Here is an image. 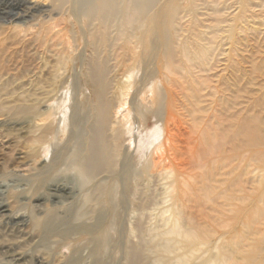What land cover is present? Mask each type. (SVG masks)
<instances>
[{
  "label": "rangeland",
  "instance_id": "obj_1",
  "mask_svg": "<svg viewBox=\"0 0 264 264\" xmlns=\"http://www.w3.org/2000/svg\"><path fill=\"white\" fill-rule=\"evenodd\" d=\"M207 1L119 29L79 0L49 17L0 0V264H264V0ZM97 77L127 116L84 179Z\"/></svg>",
  "mask_w": 264,
  "mask_h": 264
},
{
  "label": "bare ground",
  "instance_id": "obj_2",
  "mask_svg": "<svg viewBox=\"0 0 264 264\" xmlns=\"http://www.w3.org/2000/svg\"><path fill=\"white\" fill-rule=\"evenodd\" d=\"M9 2L13 3L16 7L21 5H27L30 7L31 10L34 12H42L44 11L46 14V17L50 16V13H55L56 11L62 12L66 9V7L69 5L71 0H47V5L43 2L44 0H8ZM81 3H83V7L85 10V15L88 17V19H97L99 20V23L103 26V28L108 27L109 25L113 24L117 21V24L119 26V29L122 27H127L129 29H132L139 23H143V17H145L155 6L157 3V0H79ZM196 2H200L199 5L203 6L207 4V0H195ZM184 2V1H183ZM71 4V3H70ZM188 4V3H187ZM217 0H209V6L211 7L212 13H219L217 10ZM20 8V7H19ZM21 10V9H20ZM23 12V11H21ZM61 14V13H60ZM15 16V15H13ZM172 16V15H171ZM216 16V15H215ZM33 17V16H32ZM45 17V18H46ZM30 19V17L25 13L24 15H19L17 18H15L18 22L23 23V25H28L26 20ZM41 19V18H40ZM46 21V20H45ZM160 21V20H159ZM219 23V21L215 22ZM20 25V24H19ZM214 25V26H215ZM18 26V25H17ZM30 26V25H28ZM142 26V25H141ZM140 26V27H141ZM19 28V27H18ZM139 28V26H138ZM126 30V28H124ZM26 30V29H25ZM51 30V29H50ZM137 30V29H136ZM173 30V29H172ZM163 32V31H162ZM164 34V33H163ZM165 36V35H163ZM214 39V38H213ZM208 44V43H207ZM199 53L203 54L206 53L204 49H200ZM97 57V56H96ZM165 59V58H164ZM96 62V60H95ZM164 63H166L164 61ZM90 66V65H89ZM164 71L168 74H176L177 68L171 64L167 63L164 64ZM105 69V68H104ZM93 71V69H92ZM95 73V72H94ZM93 75V73L91 74ZM95 75V74H94ZM97 75V72H96ZM99 75V74H98ZM165 76V75H164ZM94 77V76H93ZM99 77V76H98ZM92 78V85L90 87V98L87 100V104L90 105V115L87 118V121L85 123L86 126H84L86 130V139L84 147V150L76 151L75 156L73 157V161H75L77 164L75 165L73 162L72 165H75L76 171H78V174L81 178H89L91 175H93L96 171L106 168L108 166L109 158H111V154L109 152V146H108V136L107 132L110 130V128L114 127L115 125L123 124L122 122L125 120L126 116L123 115L120 111L110 114L109 112V105L108 102L105 99L104 92L105 84L103 80H100L99 78ZM167 78V76L165 77ZM105 79V78H104ZM166 80V79H165ZM169 83V82H168ZM170 84V83H169ZM175 84V83H172ZM171 84V88H172ZM86 85V84H85ZM179 85V83H178ZM87 86V85H86ZM108 87V86H107ZM175 87V85L173 86ZM88 88V87H87ZM106 91V90H105ZM105 93V94H104ZM143 96V95H142ZM173 94L170 92L168 94V97L171 98ZM166 97V96H165ZM142 97V102L154 104L156 103L155 99L153 97ZM159 98V97H158ZM82 102V101H81ZM85 102V101H84ZM83 102V104H84ZM110 103V102H109ZM144 104V105H145ZM82 105V104H81ZM113 106V105H112ZM158 107V106H156ZM160 107V106H159ZM115 108V107H114ZM118 108V107H117ZM116 108V109H117ZM145 108V107H144ZM88 110V111H89ZM123 110V109H122ZM116 111V110H114ZM42 112V111H41ZM87 112V111H86ZM112 112V111H111ZM128 112V111H127ZM80 113V112H79ZM138 113V112H137ZM50 114V113H49ZM140 114V113H139ZM66 115V114H65ZM67 116V115H66ZM48 117V115H47ZM50 117V115H49ZM87 117V116H86ZM173 118L171 111L169 112V119L171 120ZM45 119V118H43ZM42 119V120H43ZM50 119V118H48ZM47 119V120H48ZM65 119V118H64ZM86 119V118H85ZM46 120V121H47ZM83 120V119H82ZM127 120V119H126ZM63 122V121H62ZM68 122V121H67ZM65 123V122H63ZM60 124V123H59ZM62 124V123H61ZM60 124V125H61ZM69 125V123H65ZM64 125V124H63ZM62 125V126H63ZM118 125V126H119ZM70 126V125H69ZM60 127V126H59ZM65 127H68L65 125ZM81 127V126H80ZM41 128V127H40ZM66 129V128H65ZM84 129V128H81ZM128 129V128H127ZM77 130V129H76ZM74 131V130H73ZM84 131V130H83ZM82 132V131H81ZM114 133V132H113ZM74 134V133H73ZM72 134V135H73ZM81 134V133H80ZM117 133H115L116 136ZM81 136V135H80ZM79 137V136H78ZM119 137V136H118ZM110 139V135H109ZM113 139V137L111 138ZM116 139V138H115ZM117 140V139H116ZM76 141V140H75ZM33 142V141H32ZM110 142V141H109ZM77 143V142H76ZM82 143V142H81ZM38 144V143H37ZM41 144V143H40ZM46 144V143H44ZM43 144V145H44ZM80 144V143H79ZM84 144V143H83ZM42 145V144H41ZM82 145V144H81ZM76 146V145H75ZM74 146V147H75ZM116 146V145H115ZM80 147V146H79ZM82 147V146H81ZM51 148V147H50ZM78 148V147H77ZM37 149V148H36ZM83 149V148H82ZM41 150V149H40ZM39 150V151H40ZM74 150V149H73ZM72 150V151H73ZM76 150V148H75ZM74 150V151H75ZM158 151V150H157ZM160 151V150H159ZM38 152V151H37ZM52 152V151H51ZM85 152V156H82V153ZM162 152V150H161ZM159 152L158 154L160 155ZM259 153V152H258ZM84 154V153H83ZM155 154V153H154ZM164 154V152H163ZM158 155V156H159ZM164 156V155H163ZM262 156V155H261ZM260 156V157H261ZM157 157V155H156ZM161 157V155H160ZM259 157V158H260ZM71 160V158H70ZM257 160V159H256ZM261 161V158L258 159ZM68 161V159L66 160ZM62 162V161H61ZM116 162V161H115ZM68 163V162H67ZM66 163V164H67ZM62 164V163H61ZM112 165V164H111ZM64 166V165H62ZM65 167V166H64ZM63 167V168H64ZM103 171V169H102ZM104 172V171H103ZM101 174V173H100ZM113 174V173H112ZM86 177V178H85ZM95 177V176H94ZM83 181V180H82ZM52 187V186H51ZM64 187V186H63ZM53 190V189H52ZM94 191V190H93ZM61 193V192H60ZM61 195V194H60ZM62 196V195H61ZM61 201V200H60ZM87 201V200H86ZM53 202V201H52ZM87 203V202H85ZM51 205V204H50ZM10 208V207H9ZM8 206L0 202V214H7L9 213ZM13 215V214H12ZM16 215V214H15ZM87 215V214H86ZM89 215V213H88ZM5 219V218H4ZM65 224V223H64ZM37 225V224H36ZM37 227V226H36ZM264 233V232H263ZM264 242V241H263ZM142 243V241H141ZM140 243V244H141ZM144 246V245H143ZM141 246V247H143ZM133 249V248H132ZM141 251V249H139ZM138 250V251H139ZM143 250V249H142ZM131 251V250H130ZM136 252L131 251L130 255L128 257V263L127 264H140L141 260L138 255V253L142 252ZM145 251V250H144ZM91 257V256H90ZM143 261V260H142Z\"/></svg>",
  "mask_w": 264,
  "mask_h": 264
}]
</instances>
